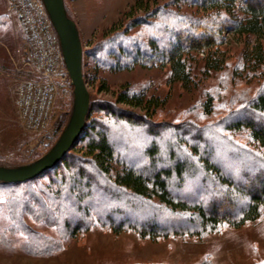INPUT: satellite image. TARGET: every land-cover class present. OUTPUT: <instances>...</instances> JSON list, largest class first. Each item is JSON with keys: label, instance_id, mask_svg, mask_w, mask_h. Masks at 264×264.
<instances>
[{"label": "rangeland", "instance_id": "1", "mask_svg": "<svg viewBox=\"0 0 264 264\" xmlns=\"http://www.w3.org/2000/svg\"><path fill=\"white\" fill-rule=\"evenodd\" d=\"M64 1L72 19H78L80 24L83 76L93 104L111 103L115 100L117 92L129 89L143 92L147 98L150 97L153 102L159 104V108L152 116L154 123L179 125L190 121L204 127L211 123L218 125L232 110L258 93L264 92V75L261 76L260 73L262 69L253 73V68H249L247 73H241L242 60L246 52L256 56V49L259 46L264 50V37L225 34V43L220 46V50L226 60L224 68L220 71L207 70L206 54L191 53L190 81L186 84L172 80L168 66L161 62L150 64L144 61L135 63L130 69L120 68L121 63L129 61L125 59V50L128 49L130 57L133 58L135 49L139 45L145 48L149 38L154 36L160 37V47L164 46L167 41L168 23L162 22L157 25L158 17L160 21H164L172 17V14L168 13L172 12L175 15L186 14L200 18L201 12L192 4V0H81L78 3L77 0ZM155 10H158V13L154 15ZM163 12H167V15ZM235 14L238 16V11ZM137 22L146 23L141 25ZM30 49L18 13L10 0H0L2 166L28 164L43 155L59 137L72 108V86L63 85L55 95L52 116L46 128L33 130L22 120L17 106L16 90L25 81L39 79L38 69L29 59ZM118 52L121 58L118 57ZM206 96L213 98L211 115L205 114L203 110ZM123 108L143 116L144 111L141 108L126 106ZM97 116L99 112L94 110L90 120ZM225 125L224 123L219 126L220 134L256 153L257 150L252 145L247 130L234 133L225 130ZM210 135L215 141L216 151L225 154L226 157L230 150L229 146L219 136L216 138L212 132ZM123 139L125 137L114 138L119 151L122 149L120 144H127ZM142 140H145L144 137ZM163 140L171 142L168 136L163 137ZM80 144L78 140L71 152L67 153L70 158L80 156L77 150ZM200 148L203 150L202 146ZM262 153L264 154V151ZM250 161L251 159L248 161L240 159L230 162L225 159V165L228 168L240 167L243 173H250V167L256 166ZM141 165L142 163L139 166ZM87 169L91 171V168ZM258 169L261 167L258 166ZM252 175L253 173L250 174ZM197 181L198 177L193 180L189 178L187 187L181 193L176 191L173 193L181 197L187 196L190 201L199 200L202 189ZM103 185L102 183L101 186ZM28 186L39 193L42 188L50 187L51 181L49 177L44 176ZM25 189L27 187L18 186L11 191L22 193ZM7 191L8 189H0V264H264V208L258 220L245 222L238 227L222 224L216 229H203L197 223H193L188 214H179L175 219L177 223H166L169 233L146 234L139 232L144 221L154 218L159 224L166 226L165 220L168 215L143 212L145 206L140 204V207L136 208V203L127 197H122L118 202L115 198L108 199L98 189H93L96 199L83 203L86 207L81 206L87 210L85 212L90 213V218L82 215L85 217L87 227L76 234L68 232L66 234L58 226L35 221L24 213L25 228L60 241L61 244L59 250L52 253L33 255L28 248L31 244L34 247L32 242L29 243L28 232L21 229L10 230L13 222L10 215L11 203H8L7 199L11 195L6 193ZM54 197H58L61 200L59 202L69 201L63 192L54 194ZM70 204L71 202H68V205ZM130 204L136 209L132 210ZM149 204L152 207L159 205L156 199L151 200ZM109 207L121 209L122 216L110 214L107 211ZM36 208L37 214L43 213L44 217L45 209L48 207L45 209L43 207L42 210L34 206V209ZM104 208V212L96 213L98 209ZM13 210L16 214V205ZM108 215H112L114 221H110ZM72 216L77 217L73 213L72 220L75 219ZM119 220L127 221L121 229L117 227ZM34 243L40 245L39 241Z\"/></svg>", "mask_w": 264, "mask_h": 264}, {"label": "trees", "instance_id": "2", "mask_svg": "<svg viewBox=\"0 0 264 264\" xmlns=\"http://www.w3.org/2000/svg\"><path fill=\"white\" fill-rule=\"evenodd\" d=\"M192 4L201 12L200 18L168 12L172 14L171 20L165 19L169 23L160 21L158 17L157 25L168 23L164 46L161 48L160 37L154 36L149 38L145 48L139 45L135 49L133 58L128 49L125 50V59L129 61L121 63L120 68L130 69L135 63L144 61L150 64L161 62L168 66L172 80L186 84L190 81L191 53L206 54L207 70L220 71L226 60L220 50V46L225 43V34L264 37V0H192ZM65 8L72 19L66 5ZM237 11L238 16L235 14ZM157 13L158 10H155L154 15ZM163 13L167 15V12ZM144 23L137 22L141 25ZM256 51V56L246 52L241 73H247L249 68H253V73L262 69L260 73L261 76L264 75V50L259 46ZM118 57L121 58L120 52ZM142 93L124 89L116 93L115 100L111 103L93 104L90 101L85 127L79 139L81 144L77 148L80 156L70 158L66 155L54 168L30 181L9 184L0 182V189H8L6 193L11 195L7 199L11 203L10 215L13 222L10 230L21 229L28 232L29 243L34 244V247L31 244L28 248L33 255L52 253L59 250L61 244L60 241L25 228L24 213L35 221L58 226L66 234H76L87 227L84 219L90 218V213L85 212L87 210L81 206L86 207L83 203L96 199L93 189L103 192L108 199L115 198L117 202L122 197H127L136 203V208L140 204L145 206L143 212L160 216L166 213L168 217L165 224L177 223L175 219L179 214H188L193 223L203 229H216L222 224L238 227L259 219L264 208V92L232 110L218 125L211 123L204 127L190 121L179 125L154 123L152 116L159 104ZM212 102L213 98L206 96L203 110L207 115L213 112ZM124 106L141 108L143 116L123 110ZM94 110L99 112V116L90 120ZM224 123V129L234 133L247 130L251 143L258 152L242 147L220 134L219 126ZM208 131L215 134V137L219 136L232 150L226 153V157L216 151L215 141ZM165 136L171 142L164 141ZM122 137H125L123 140L127 144H120L122 149L119 151L114 138ZM246 158L257 166L250 167V173H243L240 167L228 168L225 165V159L230 162L240 159L248 161ZM87 168H91V171ZM44 176L49 177L50 187L42 188L39 193L29 189L28 185ZM197 177V183L202 189L199 200L190 201L187 196L181 197L173 193H181L187 187V180ZM18 186L27 187L29 191H11ZM60 192L71 202L70 205L68 202H59L60 199L54 197V194L58 195ZM153 199L158 201V206L152 207L149 204ZM15 205L16 214L13 210ZM34 206L42 210L43 207H48L44 217L43 213L37 214L38 209H34ZM129 207L136 209L132 204ZM104 211L105 208L98 209L96 213ZM107 211L121 216L123 213L121 209L111 207ZM73 213L77 216H72L74 220L71 219ZM107 217L114 221L112 215ZM126 223L127 221L119 220L118 229ZM142 224L140 233L165 235L170 232L167 224L162 226L154 218ZM37 241L40 242L39 246L34 243Z\"/></svg>", "mask_w": 264, "mask_h": 264}, {"label": "built area", "instance_id": "3", "mask_svg": "<svg viewBox=\"0 0 264 264\" xmlns=\"http://www.w3.org/2000/svg\"><path fill=\"white\" fill-rule=\"evenodd\" d=\"M18 13L30 44L29 59L38 69L39 79L21 83L17 106L22 120L33 130L49 125L57 91L69 85L58 36L41 0H10Z\"/></svg>", "mask_w": 264, "mask_h": 264}, {"label": "water", "instance_id": "4", "mask_svg": "<svg viewBox=\"0 0 264 264\" xmlns=\"http://www.w3.org/2000/svg\"><path fill=\"white\" fill-rule=\"evenodd\" d=\"M58 36L64 65L72 86V108L68 121L55 143L36 160L19 166L0 165V182L21 183L33 180L54 168L79 140L88 116L90 94L82 66V43L74 20L68 15L64 0H41Z\"/></svg>", "mask_w": 264, "mask_h": 264}, {"label": "crops", "instance_id": "5", "mask_svg": "<svg viewBox=\"0 0 264 264\" xmlns=\"http://www.w3.org/2000/svg\"><path fill=\"white\" fill-rule=\"evenodd\" d=\"M81 0H77V3L78 2H80ZM66 2V1H65ZM82 4V2L80 3V5ZM78 15V14H77ZM73 20L75 21V23H76V25H77V28H78V30H79V34H80V36H81V28H80V24H79V21H78V19H75V18H73Z\"/></svg>", "mask_w": 264, "mask_h": 264}]
</instances>
